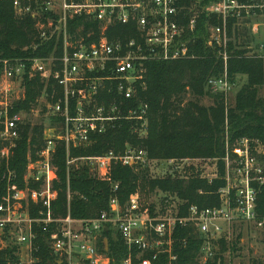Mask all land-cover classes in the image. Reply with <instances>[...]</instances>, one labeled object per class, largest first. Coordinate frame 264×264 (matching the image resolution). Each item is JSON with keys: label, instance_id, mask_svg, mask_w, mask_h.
Wrapping results in <instances>:
<instances>
[{"label": "built area", "instance_id": "built-area-1", "mask_svg": "<svg viewBox=\"0 0 264 264\" xmlns=\"http://www.w3.org/2000/svg\"><path fill=\"white\" fill-rule=\"evenodd\" d=\"M0 1L11 3L17 17L35 21L40 43L35 48L55 43L53 52L42 58L0 56V180L6 185L0 203V244L4 245L0 250L12 243L18 247V264H36L40 228L50 235L47 243L53 261L49 264H110L104 237L110 231L127 248L122 264H135L134 259L137 264H154L163 255L172 263L177 259V229L193 227L203 239L202 264H237L248 231L259 232L264 242V216L258 212L264 187V145L260 141L243 138L232 154L227 144L223 176L216 160H153L146 149L130 141L120 152L72 156L73 151L91 147L110 131L129 128L139 139L147 137L150 107L140 96L147 86L146 65L195 58L196 40L187 33L196 30L201 14L220 21L209 28L208 43L225 65L223 75L210 78L207 86L228 97L235 85L228 73L229 23L259 31L264 27V0H212L201 10L189 5L192 0ZM122 27L135 30L136 35L124 40L110 37L113 29ZM259 49L264 53V43ZM34 79L43 83V93L29 112L19 110L26 100L27 81ZM34 113L45 121L43 145L36 158L29 152L20 180L12 161L23 127L31 123L25 114ZM59 146L65 147L69 169L86 166L94 178L112 185L108 211L74 219L69 205L66 217L55 216L59 176L54 159ZM194 161L216 164L209 170L186 164ZM159 163L165 170L157 173ZM118 165L147 169L152 178L196 177L210 184L221 179L225 186L217 192L220 205H192L183 215L184 202L167 194H161L154 210L143 209L138 194L122 205L119 183L112 179Z\"/></svg>", "mask_w": 264, "mask_h": 264}, {"label": "trees", "instance_id": "trees-1", "mask_svg": "<svg viewBox=\"0 0 264 264\" xmlns=\"http://www.w3.org/2000/svg\"><path fill=\"white\" fill-rule=\"evenodd\" d=\"M212 0H192L189 5L202 9ZM82 20V19H79ZM216 17L201 14L197 28L187 36L196 40L192 47L195 58L178 62H151L147 66L144 91L141 98L149 105V129L144 139L133 135L129 128L110 131L98 138L87 149L75 150L73 157H91L102 155L110 150L120 152L126 142L134 143L147 150L153 160H216L221 176L225 174L223 159L227 154V144L231 154L239 140L248 138L260 141L264 145V56L251 55L250 40L245 27H234L229 23L231 42L228 48V73L233 84L238 77H245L246 82L237 92L235 102L229 105L227 97L213 93L207 86L210 78L220 77L224 73V61L218 51L208 43L209 28L219 25ZM93 26L89 24L87 27ZM133 30V29H132ZM111 38L135 36V30L124 27L115 28L109 33ZM35 21L30 17H17L9 2L0 1V56L4 58H42L53 52L54 42L40 44ZM44 85L40 79L27 81L26 100L19 110L29 112L42 95ZM211 98L213 104L205 106L202 100ZM44 126L27 123L23 127L12 161V169L20 180L23 179L28 155L36 158L43 145ZM2 146L0 144V150ZM54 164L58 168L59 182L55 188L58 198L53 204L56 217H66L69 213L74 219H88L109 210L112 197V185L94 178L86 166L67 165L65 147L59 146ZM113 183H119L117 192L122 205L130 197L138 194L143 209H155L153 195L167 194L176 196L184 202L183 215L192 205L201 208H213L220 205L217 192L225 186L221 179L209 183L201 178L190 179L152 178L147 169L115 166L112 174ZM6 185L0 180V203L5 194ZM72 194L68 201V192ZM70 203V204H69ZM258 212L264 216V187L258 198ZM36 244L40 253L35 255L36 264H49L53 261L47 243L49 234L37 229ZM109 242L107 255L110 264H122L128 251L119 235L112 232L104 234ZM9 241V240H8ZM203 239L193 227L179 228L175 233L174 255L177 259L170 263L163 255L154 264H202L200 262ZM18 247L12 243L0 250V264H18ZM136 258V257H134ZM135 264L137 260L134 259ZM210 261L207 264H217ZM254 264H263L254 261Z\"/></svg>", "mask_w": 264, "mask_h": 264}, {"label": "rangeland", "instance_id": "rangeland-1", "mask_svg": "<svg viewBox=\"0 0 264 264\" xmlns=\"http://www.w3.org/2000/svg\"><path fill=\"white\" fill-rule=\"evenodd\" d=\"M246 28V35L249 37V39H252V42H250L251 46V55L257 54V55H264V53L260 52V46L262 43H264V27L260 28L259 31L254 32L251 28ZM246 82L245 77H238L237 83L234 85L232 93L228 95L226 98L229 105H233L235 102V97L237 92L240 90V88L244 85ZM262 96L264 98V89L262 91ZM202 104L205 106H211L213 104V100L211 98H205L202 100ZM26 120L30 121L34 125L36 124H42V122H45L40 116H38L36 113L34 114H25ZM185 162V161H184ZM187 165L191 164V166H194L199 168L200 170L211 169L213 165L216 163H210L208 161H194L191 163H186ZM165 170V165L163 163H159L158 171L157 173L162 172ZM161 194L153 195L151 200L155 202L156 205H159L161 202ZM244 242L242 244V247L240 248V255L237 259V264H254V261H261L264 259V242L262 236L259 234V232L255 231H248L244 237ZM11 242H14L13 240ZM9 244L8 242L5 243ZM108 242H106V245ZM4 245L0 244V248H2ZM109 246V244H108Z\"/></svg>", "mask_w": 264, "mask_h": 264}, {"label": "water", "instance_id": "water-1", "mask_svg": "<svg viewBox=\"0 0 264 264\" xmlns=\"http://www.w3.org/2000/svg\"><path fill=\"white\" fill-rule=\"evenodd\" d=\"M107 246H108V244H107ZM106 252H109V248L107 247V249H106Z\"/></svg>", "mask_w": 264, "mask_h": 264}, {"label": "crops", "instance_id": "crops-1", "mask_svg": "<svg viewBox=\"0 0 264 264\" xmlns=\"http://www.w3.org/2000/svg\"><path fill=\"white\" fill-rule=\"evenodd\" d=\"M260 28H262V27H260ZM260 28H259V29H260ZM262 44H263V43H262ZM249 48L251 49V46H250Z\"/></svg>", "mask_w": 264, "mask_h": 264}]
</instances>
